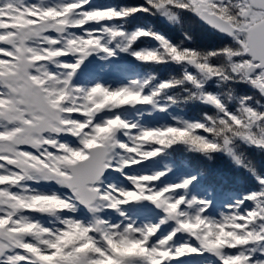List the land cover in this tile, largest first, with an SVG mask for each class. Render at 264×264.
Returning <instances> with one entry per match:
<instances>
[{
  "label": "snow or ice",
  "instance_id": "obj_1",
  "mask_svg": "<svg viewBox=\"0 0 264 264\" xmlns=\"http://www.w3.org/2000/svg\"><path fill=\"white\" fill-rule=\"evenodd\" d=\"M0 264H264V0H0Z\"/></svg>",
  "mask_w": 264,
  "mask_h": 264
},
{
  "label": "trees",
  "instance_id": "obj_2",
  "mask_svg": "<svg viewBox=\"0 0 264 264\" xmlns=\"http://www.w3.org/2000/svg\"><path fill=\"white\" fill-rule=\"evenodd\" d=\"M106 0H100V2H105ZM110 2V0H108ZM177 158H187L196 160L195 157H192L191 154H176ZM198 163H203L204 167L209 171L210 179L219 180L220 178L228 179L236 175H242L243 169L238 168L233 162L228 160L225 157H218L215 162H201L196 160ZM227 187V186H225Z\"/></svg>",
  "mask_w": 264,
  "mask_h": 264
}]
</instances>
